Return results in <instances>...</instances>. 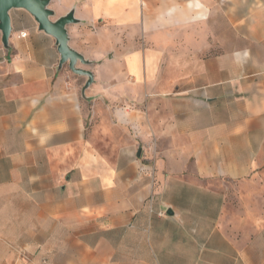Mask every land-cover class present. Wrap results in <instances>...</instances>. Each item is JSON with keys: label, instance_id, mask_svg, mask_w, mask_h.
I'll use <instances>...</instances> for the list:
<instances>
[{"label": "crops", "instance_id": "0c3cea01", "mask_svg": "<svg viewBox=\"0 0 264 264\" xmlns=\"http://www.w3.org/2000/svg\"><path fill=\"white\" fill-rule=\"evenodd\" d=\"M49 6L94 81L11 11L0 264H264V0Z\"/></svg>", "mask_w": 264, "mask_h": 264}, {"label": "water", "instance_id": "95a60500", "mask_svg": "<svg viewBox=\"0 0 264 264\" xmlns=\"http://www.w3.org/2000/svg\"><path fill=\"white\" fill-rule=\"evenodd\" d=\"M52 0H0V30L5 46H8L9 37L12 33L11 11L16 8L25 9L30 12L39 28L56 39L60 53V66L68 64L69 68L80 75L88 77L84 90L94 81V73L90 69L78 66V63L90 64L82 53L70 45V34L68 26L77 23L79 19L72 9L67 14L54 19L56 11L49 5Z\"/></svg>", "mask_w": 264, "mask_h": 264}, {"label": "rangeland", "instance_id": "374dc122", "mask_svg": "<svg viewBox=\"0 0 264 264\" xmlns=\"http://www.w3.org/2000/svg\"><path fill=\"white\" fill-rule=\"evenodd\" d=\"M52 5H55V2L52 3ZM56 18V16H54V19Z\"/></svg>", "mask_w": 264, "mask_h": 264}]
</instances>
